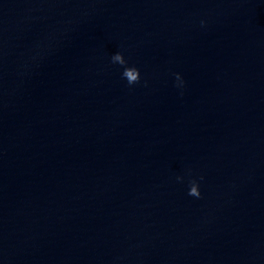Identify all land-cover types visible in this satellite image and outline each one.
<instances>
[{
    "label": "water",
    "instance_id": "1",
    "mask_svg": "<svg viewBox=\"0 0 264 264\" xmlns=\"http://www.w3.org/2000/svg\"><path fill=\"white\" fill-rule=\"evenodd\" d=\"M0 264H264V0H0Z\"/></svg>",
    "mask_w": 264,
    "mask_h": 264
},
{
    "label": "clouds",
    "instance_id": "2",
    "mask_svg": "<svg viewBox=\"0 0 264 264\" xmlns=\"http://www.w3.org/2000/svg\"><path fill=\"white\" fill-rule=\"evenodd\" d=\"M201 23H203V21ZM111 60H112L113 63H118V64H120L122 66L125 65V63H126L124 58H123V56H122V54L119 53V52L113 54L112 57H111ZM122 76L124 78H126L128 84L131 85V84H134V83L138 82V80H139V71L135 67H124V70L122 72ZM176 78H177V80L180 79L178 74H177ZM176 179L179 182V181H181L182 178L178 176ZM201 179H202V177H201ZM188 195L192 196V197H195V198H200L201 194H200V191H199L198 184H197V182L195 180L189 181Z\"/></svg>",
    "mask_w": 264,
    "mask_h": 264
}]
</instances>
